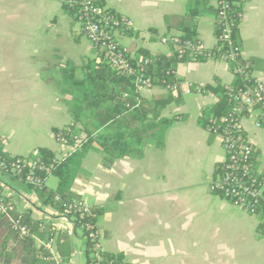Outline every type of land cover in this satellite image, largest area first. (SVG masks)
I'll return each instance as SVG.
<instances>
[{
	"label": "crops",
	"instance_id": "crops-1",
	"mask_svg": "<svg viewBox=\"0 0 264 264\" xmlns=\"http://www.w3.org/2000/svg\"><path fill=\"white\" fill-rule=\"evenodd\" d=\"M98 1L133 20L135 33L119 36L129 52L143 47L168 56L172 51L162 39L180 35L178 26L191 22L187 12L197 6L196 0ZM197 31L204 48L217 45L213 12H201ZM241 37L242 56L251 61L253 76L264 85V0L244 3ZM97 56L60 0H0L1 149L30 156L44 146L59 158L73 152L74 146L57 141L54 128L74 121L69 101L78 92L69 76L82 79L84 66ZM177 77L184 87L206 86L215 77L226 84L235 80L229 63L214 59L179 63ZM141 94L143 108L131 109L118 120L135 128L177 114L185 118L167 129L163 147L154 141L139 146L141 156H123L110 163L98 141L82 152L72 191L103 209L98 221L102 248L122 252L129 264H264L258 213L250 214L211 190L216 165L225 161L226 152L221 139L203 128L198 117L217 97L193 92L174 93L182 99L191 97L188 100H157L170 96L162 86ZM258 114L243 117L241 127L256 152L254 166L263 175L264 125H256ZM52 177H47L46 185L55 190L59 181ZM0 194L11 204L12 217L38 223L32 237L39 258L56 264H87V239L74 221L44 204L20 177L1 168ZM6 247L8 251L19 248L13 239ZM13 264H21V259Z\"/></svg>",
	"mask_w": 264,
	"mask_h": 264
},
{
	"label": "trees",
	"instance_id": "trees-1",
	"mask_svg": "<svg viewBox=\"0 0 264 264\" xmlns=\"http://www.w3.org/2000/svg\"><path fill=\"white\" fill-rule=\"evenodd\" d=\"M196 1L197 6L190 8L186 15L187 18L191 19V22L189 24L182 23L178 26L181 31L180 35L167 37V42L172 51L171 56L154 54L143 47L137 48L133 54L130 52V55L134 56L133 59L138 63V70H142L153 77L155 86H165L181 82V79L177 77V65L179 63L207 61L206 52H213L214 54H218L219 51L234 52L236 57L229 61V67L235 75L234 82L226 84L215 77L214 83L204 86L206 94L217 97L213 104L202 108L198 117L199 124L210 132L213 126L221 130L223 126L238 121L240 115L243 117L252 111L264 110V98H261L260 102L255 103L251 108L241 105L239 101L234 99V95L239 89H247L256 84L251 61L242 56L241 22L246 0H221L227 1L230 6V37L218 40L217 45L213 48L192 49L187 48L186 43L198 41L197 22L201 12L210 10L215 16L218 13V9L212 3L214 0ZM99 3L102 6L104 5L102 1H99ZM64 9L77 21L74 8L64 5ZM108 10L117 13L112 8H108ZM134 31V29H131L126 33L133 34ZM220 34L221 28L216 26V37L219 38ZM96 52L97 58L92 63L84 66L82 79H76L73 74L69 76L73 79L72 89L78 92L77 96L69 101V108L74 121L62 128H54L55 135L62 136L65 139V144L74 146L75 150L65 157L59 158L51 148L44 146L37 147L30 156L11 155L0 148V157L5 158L8 163L22 158L37 161L33 175L41 180L40 184L35 185L27 181L30 173L29 167H24L18 177L36 191L44 204L51 205L60 213L65 214L72 220L74 219L75 227L80 228L87 239L88 261L94 258L92 255L95 252L96 240L91 238L90 233L92 230L87 228V223L91 222L95 225L93 230L98 231V221L103 209L98 205H92V210L96 214L95 218L89 215L80 216L79 213H76V218H74L75 216L69 212L68 207L70 204L78 199L83 200L72 191L73 182L81 170L82 152L89 151L93 143L98 141L106 152L110 163L123 156H141L143 150L139 146H143L146 141H154L157 146L163 147L167 129L174 121L185 118L184 115L177 114L172 118L159 119L155 124L147 122L143 127L137 126L135 128L128 126L130 125L128 123L126 125L124 119L118 120L119 115L131 109L143 108L145 98L135 86L132 77L113 67L105 59L102 52L99 50H96ZM246 72H249V78H247ZM173 98H180V95H174L173 92H170L169 98L157 100H172ZM236 108L242 110H236ZM142 117L144 119L146 116ZM144 121L141 119V122L144 123ZM78 124L81 126L77 127ZM152 127L158 128L157 131L150 134L149 129ZM236 132L246 138V134L241 128L237 129ZM210 133L213 137H217L215 133ZM255 155L256 152L254 151L253 162ZM229 163L230 161L227 159L218 163L214 177L223 176L228 170L227 165ZM255 171L258 172L256 168ZM49 175H56L58 178L59 184L55 190L46 185V179ZM260 176L264 180V174H260ZM57 196L60 197L59 200ZM257 213L261 220L257 232L260 237H264V208ZM11 218L19 219L26 224L30 228L29 235L21 236L13 230ZM37 227V222L22 216L12 217L10 211L8 214L0 213V264H13L15 259H21V264H56L53 261H45L38 257L39 249L35 246L32 237ZM9 239H13L21 251L18 247L8 251L6 244ZM101 254L106 260H115L116 264H129L124 260L122 252L111 253L104 250L101 251ZM18 255H21V257L18 258Z\"/></svg>",
	"mask_w": 264,
	"mask_h": 264
},
{
	"label": "built area",
	"instance_id": "built-area-1",
	"mask_svg": "<svg viewBox=\"0 0 264 264\" xmlns=\"http://www.w3.org/2000/svg\"><path fill=\"white\" fill-rule=\"evenodd\" d=\"M60 1L63 6L67 5L76 10L80 31L90 40L93 48L102 52L105 59L113 67L120 70L123 74L132 77L138 90L141 91L155 86L153 77L142 70H138V63L133 59L134 56L130 55L128 49L119 41V36L126 34L127 31L134 28V22L130 17L109 11L108 8L102 6L98 0ZM214 5L218 9V13L215 16V26L221 28L220 37L217 39H228L230 37L231 25L229 3L227 1L214 0ZM162 42L168 43L167 38H163ZM186 46L192 49L203 48L199 39L197 42H187ZM206 57L208 59L222 60L229 63L230 59L236 57V54L234 52L227 53L224 51H219L218 54L206 52ZM246 76L247 78L250 77L249 72H246ZM255 83L253 87L239 89L235 93L234 99L248 108L260 102L261 98H264V85L257 78ZM162 87L176 94L193 92L206 94L204 86L191 83L188 84L187 87H184L183 81L167 84L165 86L162 85ZM236 110L242 109L236 108ZM257 111L259 114L257 116L256 125L261 127L264 125V110ZM253 112L255 111L251 113ZM243 117L242 115L238 116V121L223 126L221 130L215 126L211 127L210 132L215 133L221 139L222 146L226 152V159L230 161L227 165L228 170L226 173L223 176L214 177L211 180V190L213 193L241 207L248 213L257 214L260 209L262 210L264 208V180L261 179L259 172H256L254 168L252 156L255 150L253 146L248 142L247 138L236 132L237 129H242L241 120ZM56 139L59 143L65 144V139L62 136L57 135ZM36 164L37 161L30 160L29 158H22L15 162L8 163L5 158L0 157V168L15 176L20 175L24 167H29L30 173L27 181L35 185L41 183V180L33 175ZM57 199L59 200L60 197L57 196ZM11 207V204L0 194V213L8 214ZM68 209L73 216L79 213L80 216L89 215L93 218L96 217V214L92 210V205L80 199L70 204ZM74 218H76V216ZM11 226L13 230L18 232L21 236L29 235L30 228L19 219L11 218ZM87 228L92 230L90 236L93 240H96L94 246L95 252L92 255L94 258L91 261L87 260V264H116L115 260H106L102 256L101 251H104V249L101 246L98 231L93 230L95 225L88 222ZM50 247L51 241L47 243V248Z\"/></svg>",
	"mask_w": 264,
	"mask_h": 264
},
{
	"label": "rangeland",
	"instance_id": "rangeland-1",
	"mask_svg": "<svg viewBox=\"0 0 264 264\" xmlns=\"http://www.w3.org/2000/svg\"><path fill=\"white\" fill-rule=\"evenodd\" d=\"M168 98H169V96H168ZM191 97H185L184 99H182V98H173L172 100H188V99H190ZM53 177H52V179H56V175H52ZM83 264H86V263H83Z\"/></svg>",
	"mask_w": 264,
	"mask_h": 264
}]
</instances>
